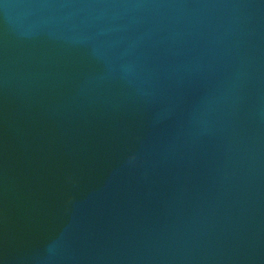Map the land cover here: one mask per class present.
<instances>
[{
  "label": "water",
  "instance_id": "water-1",
  "mask_svg": "<svg viewBox=\"0 0 264 264\" xmlns=\"http://www.w3.org/2000/svg\"><path fill=\"white\" fill-rule=\"evenodd\" d=\"M0 264H264V0H0Z\"/></svg>",
  "mask_w": 264,
  "mask_h": 264
}]
</instances>
